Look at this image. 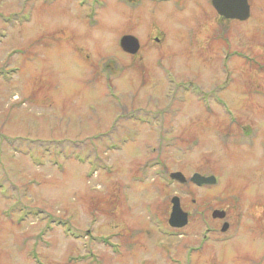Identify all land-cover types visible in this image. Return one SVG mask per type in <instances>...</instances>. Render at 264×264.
Listing matches in <instances>:
<instances>
[{"label": "rangeland", "instance_id": "374dc122", "mask_svg": "<svg viewBox=\"0 0 264 264\" xmlns=\"http://www.w3.org/2000/svg\"><path fill=\"white\" fill-rule=\"evenodd\" d=\"M130 1L0 0V264H264V0Z\"/></svg>", "mask_w": 264, "mask_h": 264}, {"label": "water", "instance_id": "95a60500", "mask_svg": "<svg viewBox=\"0 0 264 264\" xmlns=\"http://www.w3.org/2000/svg\"><path fill=\"white\" fill-rule=\"evenodd\" d=\"M212 5L218 14L224 16L225 18H237V19H246L249 14V5L247 0H212ZM120 47L123 51L129 54H134L139 49V41L133 35H124L120 39ZM170 178L177 180L180 183L186 181L185 177L181 172H172L170 173ZM191 181L201 184L205 182L213 181V177H203L199 174H193L190 178ZM171 202V211L168 219V223L171 227H183L187 223L188 215L181 208L179 197L173 196L170 200ZM225 215L222 210H214L212 212V217L214 218H223ZM227 227V224H223L222 231Z\"/></svg>", "mask_w": 264, "mask_h": 264}, {"label": "flooded vegetation", "instance_id": "af4514ba", "mask_svg": "<svg viewBox=\"0 0 264 264\" xmlns=\"http://www.w3.org/2000/svg\"><path fill=\"white\" fill-rule=\"evenodd\" d=\"M131 1H134L135 2V0H131ZM144 1H147V3L149 4H152V5H156V6H159V5H161V4H163V5H165L164 3H171L172 4V8H174V10H178L179 9V7L182 5V2H183V0H163V1H155V0H144ZM139 2H140V0H139ZM138 2V3H139ZM248 3H249V17H248V19H250V16H251V9H252V3H250L249 2V0H248ZM210 4H211V1H210ZM135 5V4H134ZM171 6V5H170ZM212 6V5H211ZM212 8H213V6H212ZM214 9V8H213ZM215 11V10H214ZM216 13V12H215ZM216 15L221 19V20H223V22L224 21H235V22H238V23H240V22H244V21H240V20H237V19H227V18H224V17H222V16H220V15H218L217 13H216ZM248 19H246L245 21H247ZM226 30V29H225ZM225 32H227V31H225ZM154 40H155V42H159L160 41V38H158V37H155L154 38ZM210 42V41H209ZM212 45V44H211ZM229 53V52H228ZM228 53H226V56L225 57H231V56H229V55H227ZM239 54L240 56L239 57H241L242 58V60H243V58L244 57H246V56H248L247 54H245L244 55V52L243 53H241V52H236V54ZM230 54V53H229ZM231 55V54H230ZM247 58V57H246ZM227 74H230L229 73V71L227 72ZM230 83V78H229V76H227L226 78H225V80H224V82H223V88L221 89V90H223V89H225V87L226 86H228V84ZM218 85V84H217ZM216 86V85H215ZM217 181V180H216ZM190 183V182H189ZM191 184V183H190ZM192 185V184H191ZM193 185H195V184H193ZM195 186H198V185H195ZM204 186H206V185H204ZM208 186V185H207ZM198 187H201V186H198ZM258 196V195H257ZM235 199H238V196H233ZM249 198V197H248ZM253 201V202H252ZM252 203H247L246 202V206H248L249 204H252V205H254V206H259V203L260 202H262L261 201V198H260V196H258V197H252ZM234 208V206H233V204H227V206L225 207V208H214V209H212V210H215V209H218V210H222V211H224V213H225V215H224V218L223 219H220L221 221H223L222 222V224L223 223H226L227 224V229L229 228V217H230V215H231V210ZM247 209V208H246ZM211 210V211H212ZM205 224H207V226H209L208 224L209 223H205ZM207 232H209L210 234H212L213 232H215V231H217V229H214V228H209L208 230H206ZM225 231H226V229H225ZM222 232V231H221ZM246 234H248L249 236H253L254 238H257L256 237V235H258L259 236V232H257V230H256V232H252V231H250L249 233H246ZM245 234V235H246ZM236 235L235 234H231L229 237H227L226 238V240L227 241H231L234 237H235ZM246 237V236H245ZM203 238L204 239H206V236L204 235L203 236ZM247 238V237H246ZM260 238V237H259ZM249 252H250V250H249Z\"/></svg>", "mask_w": 264, "mask_h": 264}, {"label": "trees", "instance_id": "16d2710c", "mask_svg": "<svg viewBox=\"0 0 264 264\" xmlns=\"http://www.w3.org/2000/svg\"><path fill=\"white\" fill-rule=\"evenodd\" d=\"M13 140V139H12Z\"/></svg>", "mask_w": 264, "mask_h": 264}]
</instances>
